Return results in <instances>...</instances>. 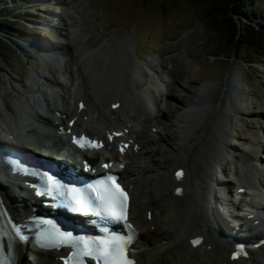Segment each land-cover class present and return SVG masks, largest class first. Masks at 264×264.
<instances>
[{
    "label": "rangeland",
    "instance_id": "1",
    "mask_svg": "<svg viewBox=\"0 0 264 264\" xmlns=\"http://www.w3.org/2000/svg\"><path fill=\"white\" fill-rule=\"evenodd\" d=\"M206 3L17 0L15 8L23 5L17 12L8 9L0 13L13 23L9 38L13 41L2 44L0 54V108L9 117L19 119L18 110L27 108L26 98H42L33 90L37 85L42 96L48 92L50 101H56L60 108L66 107L68 100L70 108L75 106L69 95L84 94L87 100L83 119L91 134L98 128L115 130L121 143H130L135 137L145 140L146 136L147 145L141 140L139 149L130 147L125 160L127 164L134 162L127 181L133 197L131 220L136 226L146 217L155 227L146 235L148 240L166 230H178L180 217L174 209V180L170 177L176 161L188 158L187 136L193 137L200 129L203 140L196 158L207 165L220 164L224 171L215 178L231 190L228 198L234 201L232 207L242 212L245 203L261 201L243 190L238 192L236 187L238 181L248 178L264 184V22L260 21L264 20V0L244 4V10L251 14L249 19L229 12L238 25L236 39L247 34L248 25L257 32L251 35L249 47L243 43L235 47L226 27L217 28L207 19ZM35 45L46 46L47 51L58 55L59 63L50 62L35 50ZM250 53L254 58H249ZM60 89L64 91L63 100L62 93L57 94ZM162 89L171 94L170 98L161 94ZM112 94L121 97L122 101H117L120 107L109 105L107 100ZM167 100L170 103L165 105ZM6 105L14 109V116ZM158 109L165 116L157 118ZM183 114L188 124L179 120ZM84 115L92 116L94 125L90 126ZM184 125L190 130L186 140L180 133ZM251 148L260 162L254 176L242 161L243 153ZM102 154L110 155L108 151ZM191 177L198 182L197 172ZM150 196L153 199L148 204ZM157 207H165L166 214L161 215ZM192 250L166 245L161 250L163 264H209L200 252ZM25 264H35L34 258L28 255Z\"/></svg>",
    "mask_w": 264,
    "mask_h": 264
},
{
    "label": "bare ground",
    "instance_id": "2",
    "mask_svg": "<svg viewBox=\"0 0 264 264\" xmlns=\"http://www.w3.org/2000/svg\"><path fill=\"white\" fill-rule=\"evenodd\" d=\"M34 48L38 53H44V55L48 49L46 46L43 45H39V46L35 45ZM37 49L43 51H38ZM120 74L121 73H119L118 77H120ZM135 81L136 84L139 83L137 79H135ZM33 86H34L33 90L37 94L40 93L42 98H40L38 95L32 96L31 98H26L25 102L27 104V108L23 110H18L20 115L21 112L24 113L25 115L37 114L35 106H39L40 108H42L43 112H45L49 116H55L56 118L61 120L59 125L57 126L53 125L52 128L55 131L57 129L59 131H63L64 133L67 134V138L68 136L72 135V131L75 133H80V132H87L88 134L91 133L90 129L87 128V124H84L85 121L87 120L83 119V110L86 107V103L84 101L87 100V97L84 94H77L76 97L75 96L72 97L71 95H69L68 98L73 99V101L75 102V106L73 108H70V100H68L66 102V107L60 108L56 106L57 105L56 101L54 103L50 101V98L48 97V92H43L46 95L42 96V92H39V86L37 85H33ZM60 90L57 92V94L60 95L62 93L60 98L63 100L64 91L63 90L60 91ZM165 94L168 95V96L165 95L166 99L170 98L171 94H169L167 90ZM41 100H43V102ZM118 100L122 101L121 97L119 98V96L115 94L111 96L110 99L108 98L107 101L109 105H111L112 103L117 104L118 105L117 108H118L120 107L121 104L117 102ZM80 101H83L84 103L82 108H79L78 106V103ZM167 103L169 104L170 102L167 100L165 101V105H167ZM177 108L178 106L174 107L173 110ZM195 108H197L196 105ZM6 109L9 112V114H11L12 116L15 115L13 108H10L9 106L6 105ZM110 111L113 113L114 107H111ZM185 114L188 115V113ZM185 114L179 116V120L181 122H184L183 124H185V120L186 123L187 122L189 123V120L187 121ZM161 116H165V113L161 109H158L157 118H160ZM84 117L88 119L89 125L90 124L94 125L95 122L92 123V121L94 120L92 116L87 118V116L84 115ZM17 121L18 119L14 117L13 125H12L13 126L12 129L14 131H16L15 127L18 125ZM47 122H48L47 124L52 123L50 119H48ZM96 128H97V124H96ZM148 129H151L156 135L158 134L156 130H154L152 127H149ZM180 129H181L180 133L182 134V137L185 138L187 135H189L186 134L188 133V131H190L186 125L181 126ZM104 132L106 131H101V129L98 128V132H93L92 135L93 137L97 136L103 142L102 149L105 148L106 151H108V153L110 154L108 156L109 158L104 157L106 155L102 154V152L100 151L102 150L101 148L95 150L90 147H85V146L80 147L81 151H83V158L89 159L94 165H96V167H98V163H99L98 161L101 159H104V161H111V160H115L118 156H121V154L118 153L117 147L120 145L123 146V143L126 142L123 141L122 144H120L121 143L119 142L120 139L116 137L113 138L112 141H109L107 140L106 137V134L109 132L108 131L106 133ZM144 137L145 140L144 139L141 140H143L145 143L146 136ZM187 137H190L189 139L187 138L189 141L188 148L186 149V153H188V158L182 159L184 157L183 156L181 159L176 161L177 166L175 167V169H173L172 175L170 177V180H174L172 181L174 183L171 184L172 187L171 195L175 201L174 209L177 213H179V217H180L178 230L175 232L174 231L170 232L166 230V232L162 233L161 235H158L154 240H148L146 239V235L150 234V231L153 230L155 227L151 226V223H149V221L146 220V217L145 219H141L140 223H136V226L138 227L139 230V238L137 243L132 247V255L137 259L136 264H163L165 259L161 250L163 247L170 244H173L175 246L179 245L180 247L184 246L187 249L190 250L193 249L192 251L200 252V255L203 258H205L206 261L209 262V264H245L246 262H250L251 264H263L264 263V240H263L264 210L258 211L255 218L245 221L247 224L250 223L248 226L246 227L233 226L236 224V222H231L230 221L231 217H229L227 214H222L217 210V207H219V205L217 204L219 203L217 193L219 192L215 189V186L221 188L222 189L221 193L223 194L227 193V195H229L232 193L231 190H229L226 185L220 183V181L217 180V178H215L216 174L223 173L224 170L220 167V164L219 166L218 164L207 165L197 160L198 158L197 154L200 151V145L203 140L201 129L197 131V133L193 137L191 136H187ZM139 138L140 137H135V139H131L129 147L125 149L122 152V154L123 155L127 154L129 148L132 146L133 147L140 146L143 142L139 140ZM116 142L119 143L116 145V148L114 150V146H115L114 144ZM145 144L147 145V143ZM0 146L3 145L0 144ZM189 149L190 152L188 151ZM56 155L59 156L58 154ZM257 158H258L257 153L253 148H251L250 151H246L243 153L242 161L249 168L250 176H254V172L258 167L257 164H260ZM52 159L57 160L53 157ZM119 162L122 165V169L119 173L122 177L126 179V183H127L131 171L134 170V167H132L134 162L130 161L127 164L125 161H122L120 159ZM214 162L217 163L216 161ZM179 171H182L183 175L178 179L176 173ZM193 172H197L199 174V179L197 183L191 180L192 179L191 175H193ZM1 175H3L2 179L5 180H4V184H2V186L0 187V192L2 193V196L5 198L6 205L8 206L11 214H15L17 217L22 216L21 215L22 212L18 211L13 205L14 197L11 191L13 187L11 188L10 186L11 184L14 186V184L9 179L5 178V176L8 175L4 170L0 168V177ZM127 185L131 191L129 184ZM255 185H260L261 187L264 188V184L262 182H256L255 179L248 178L247 181L242 180L240 183L238 181V187H236V189L237 191L238 189H242L246 193L249 191L251 193H254L252 188H255ZM179 188L181 189L180 191H178ZM189 189H192L193 191H188ZM236 193L237 192H235V194ZM263 197H264L263 194H259L258 199L264 200ZM152 199L153 198H151L150 196V198H148L147 203L151 204ZM225 201H227V199H225ZM148 204L147 206L144 207L145 213L149 209ZM25 205L26 207L24 209V212L27 213L28 210L30 209L31 204H25ZM246 206H248V204H246ZM157 208L161 215L166 214L167 209L165 207H160V208L157 207ZM131 214L132 212L130 211V217L133 219ZM152 227L154 228L152 229ZM195 237H199L200 239V242L197 246H193L191 243L192 239ZM178 239H181V241H179ZM238 246H243L244 254L240 255L237 259H233L231 254L233 251H237ZM24 248H25V244L19 245L17 250L18 254H17L16 264H25L26 254L24 253ZM27 254L31 255L34 258L35 264H64L63 257L59 252L56 251H50V250H40L37 252L29 251V253Z\"/></svg>",
    "mask_w": 264,
    "mask_h": 264
},
{
    "label": "snow or ice",
    "instance_id": "3",
    "mask_svg": "<svg viewBox=\"0 0 264 264\" xmlns=\"http://www.w3.org/2000/svg\"><path fill=\"white\" fill-rule=\"evenodd\" d=\"M83 140L84 138H80ZM77 143H80V140L76 141ZM85 143L88 144V147H96L95 144L85 141ZM81 147H84L85 145L83 143L80 144ZM87 167V166H86ZM105 167H109V165H105ZM47 175V174H45ZM183 175L182 171H179L176 173L177 178L179 179ZM110 180H112V177H109ZM45 188V193L48 195H51L54 191L58 192L60 196H64L65 192L62 190L65 186H62L59 182L52 181V177L48 176ZM104 182H102L103 184ZM114 191L112 189H106L107 195L106 196H100L99 199L102 201L103 207L100 211H96L93 213V215L100 216L102 219H109L114 221H119L123 219V213L122 209L124 206V203L126 202V194L123 192L122 189H120L119 185H114ZM66 191L68 193H75L77 195H72L71 201L77 205L76 210L80 212H85L88 208V204L80 199L78 197L79 189L76 188H67ZM179 191V190H178ZM40 195L41 193H37ZM41 223H51L50 221H41ZM12 231L16 235V237L19 240H24L25 237L22 234V229L20 226L13 227ZM41 240L43 241V245L45 247H56L58 243H69L73 241V237L71 233L65 235L63 233H59L58 235H51V234H41ZM82 242V241H81ZM100 244H103L104 241H100ZM193 245H197L199 243L198 240H194ZM6 247H0V254L6 252ZM99 249H97L98 251ZM124 252V248L122 245V242L118 239H114L112 241V251L111 255L115 257L122 256ZM84 255H91L90 252L84 251ZM243 246H238L237 251L233 253V259H237L240 255H243ZM0 264H6L5 260L3 259V256L0 255ZM112 264H122V261L120 259H114L112 261Z\"/></svg>",
    "mask_w": 264,
    "mask_h": 264
},
{
    "label": "trees",
    "instance_id": "4",
    "mask_svg": "<svg viewBox=\"0 0 264 264\" xmlns=\"http://www.w3.org/2000/svg\"><path fill=\"white\" fill-rule=\"evenodd\" d=\"M247 1L251 0H206L207 5V19H211L213 25L218 27L225 26L226 31L231 37V42L235 44V47L239 46L240 43H243L245 46L249 47L252 45V37L254 33H257L252 26L248 25L245 27L247 34L242 36L240 39H236V35L238 34V25L235 22L234 18L230 16V10L234 13L241 14L245 19H249L251 14L244 10L246 5H244ZM17 0H0V13L4 10L10 9L9 12H17L20 8L19 6L15 8ZM26 2V1H25ZM250 3V2H249ZM26 4V3H25ZM24 4V5H25ZM25 8V7H24ZM255 13V14H254ZM253 15H256L254 12ZM256 17V16H255ZM264 22V20H260ZM13 23L2 16H0V54L3 53L2 44H8L10 41H13L10 38V31L13 28ZM8 37H3V36ZM235 42V43H234ZM256 52V50H254ZM249 58H254L250 53Z\"/></svg>",
    "mask_w": 264,
    "mask_h": 264
}]
</instances>
